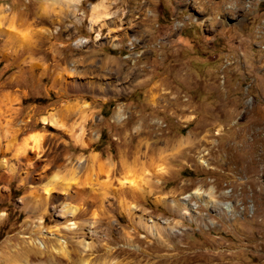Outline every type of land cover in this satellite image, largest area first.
Segmentation results:
<instances>
[{
    "label": "rangeland",
    "instance_id": "1",
    "mask_svg": "<svg viewBox=\"0 0 264 264\" xmlns=\"http://www.w3.org/2000/svg\"><path fill=\"white\" fill-rule=\"evenodd\" d=\"M2 96L0 262L21 264L10 249L42 217L72 255L31 264H264V0H0ZM68 106L87 147L42 121ZM35 131L42 149L22 157ZM88 176L111 183L86 215L108 234L92 252L51 189L82 209L71 189Z\"/></svg>",
    "mask_w": 264,
    "mask_h": 264
},
{
    "label": "bare ground",
    "instance_id": "2",
    "mask_svg": "<svg viewBox=\"0 0 264 264\" xmlns=\"http://www.w3.org/2000/svg\"><path fill=\"white\" fill-rule=\"evenodd\" d=\"M104 14H106L105 7H104V1H101L92 7V26L91 28L93 27V24L99 21V19H104L103 17ZM103 27H104V24L100 25L98 30L100 31ZM3 98L6 99L5 96H2L0 97V102L4 100ZM73 112H75L74 107L68 106L59 112H54V113H51L49 116L42 117V121L45 124H49L53 126L54 128L64 131L67 134H69L75 144L80 145L82 147H87V143L84 141V137L86 135V130L84 128V125L87 120L83 119L79 124L72 123L69 126L65 124L64 121H62V120H65V118L70 117ZM118 114H119V110H118ZM5 126L6 125H4V127ZM41 136L42 134L38 131L31 133L30 138L32 141H34V145H25L21 153L22 157L26 156L29 150L36 151L41 148L39 144ZM99 160L100 159L97 154H94L93 156L90 157L91 165H95V164L97 165ZM75 170L72 172H69L70 180H76L75 176H78V175H75L76 173ZM163 174H165L164 170L160 172V175H163ZM88 183H92V179L90 176L74 184L73 186L74 188L71 189V191H74L75 196H76L74 199L75 200L74 202H76L79 206H82V209L70 206V204L66 202L68 200V197H70L69 191H70L71 185L67 186L68 183L65 185V188L63 187V189L61 185H59L60 187L59 188L58 186L56 187L57 185L56 183L55 185L52 183L53 187L51 189L55 190L56 188V189H61L62 191H64L62 193H58V194H62L63 198L61 199V201H59L60 203L58 202L59 203L58 206L60 207V209L56 210V212H58L57 216H59L60 219L64 221L63 223L67 224L68 226L67 228H64V230L67 231V233H71V234L77 233V235L79 236L78 237L79 241H77V243L79 245H83L86 252H92L94 250H99L100 248H102L101 246L100 247L96 246V244L93 243V241L95 240L99 241L103 236H108V234H105L104 233L105 231L104 232L100 231L101 228L99 226V222L96 219L92 217H86V215L88 214L89 211L91 213L92 207H97V204H99V202L101 201L102 198L99 195H105L106 193L110 192L111 183H105L104 186H101L100 188H98L99 190L103 191L102 193H99V194L96 193V190L98 189L93 188V185L89 186ZM156 183H159V181L157 180ZM124 184H125L124 182L119 183L118 184L119 189H117L116 191L122 190ZM48 193H50V191ZM194 194L198 195V194H202V192L197 191ZM118 195H120V193ZM191 196L192 195H186L182 197L183 202L185 204H188V201ZM25 197H26V200L24 201L25 208L29 206V209L30 208L32 209L33 206H35V203L38 202V200L36 201L33 199L32 194H29V195L26 194ZM124 202L125 201L123 199L121 203L124 204ZM170 205L171 206L175 205L174 200L172 201L170 200ZM189 207H191L192 209H196L194 204H189ZM36 220L37 221L35 223L34 221H30V222L26 221L25 225H28L29 223V225L27 226V233L29 235L27 237L29 238V236L40 235L38 240L34 241L31 245H28V246L25 245V247H23L21 251H17V250L15 251V250L10 249L11 252L9 254H12L10 258L14 257L15 262L19 260L21 264H31L32 257L44 259L47 254L51 256L55 254L58 256L66 257L68 259L71 258L72 252L68 251V248L71 245L68 243L66 236H64L61 230L56 229V230L51 231L49 228L45 229L44 227L45 219L42 217H38ZM69 226H71V228ZM146 226L148 227L147 230L150 233L153 230V231H156L158 235L161 234V231L157 229L154 225H149V226L146 225ZM44 232L48 234H53L56 237H62L64 240L60 241L61 243H59V245L58 244H55V245L48 244L47 240L49 239H47V237L46 238L44 237ZM86 240H90V242L87 243ZM0 264H7V262L4 260L0 262ZM79 264H90V262L89 260L82 259L79 262Z\"/></svg>",
    "mask_w": 264,
    "mask_h": 264
}]
</instances>
